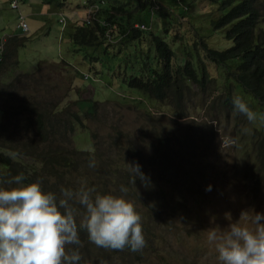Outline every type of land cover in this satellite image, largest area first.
Returning a JSON list of instances; mask_svg holds the SVG:
<instances>
[{
    "label": "trees",
    "instance_id": "trees-1",
    "mask_svg": "<svg viewBox=\"0 0 264 264\" xmlns=\"http://www.w3.org/2000/svg\"><path fill=\"white\" fill-rule=\"evenodd\" d=\"M64 1L45 0L44 3H55L60 7ZM99 1L107 5L106 9L98 12L100 24L85 26L78 21L62 24L57 19L61 29L66 32L72 54L82 48L87 49L90 53L85 58L92 63L96 56L91 55V52L101 46L105 47V71L121 70L120 84L156 102L164 101L169 95L177 113L184 111L187 102L183 89L186 87L185 82L198 84L207 77L205 59L224 69L228 75H233L237 83L252 96V100L261 104L260 110L264 113V0L217 2L218 17L210 21L207 30L224 31L223 36L231 42V46L218 50L200 43L202 40H196L182 54V64L176 62L175 51L159 31H140L132 27L135 23H144L146 26L151 24V0H125V3L120 0H87V3L95 4ZM130 1L133 5H130ZM187 1L176 2L187 7L185 11L180 9L179 17L184 16L194 5ZM133 10L139 12L133 15ZM159 11L162 12V9ZM159 11L157 16L161 18L164 14ZM137 17L138 20L134 22ZM106 36L110 37L109 40H115L116 44H109ZM9 38L0 55V74L18 73L15 71L18 65L17 50L27 41L18 36ZM134 53L136 58L128 64L125 61L122 68L119 63L117 68L111 66V59L122 60L126 55L134 56ZM134 60L139 63L138 70L130 66ZM41 64L56 66L66 72L72 66L61 59L56 62H40L35 67ZM197 69L202 73L200 78ZM90 72L92 67L88 68V74ZM14 75L9 84H5L6 78L0 75V107L6 121L0 123V146L13 154L0 153V187H9L2 182L22 173L25 176L23 183L40 181L43 191L53 192L58 197L61 187L75 190L83 182L100 194L122 196L131 201L142 218L145 247L135 252L128 248L122 251L99 248L88 241L85 231L80 230L83 245L79 248L82 256L80 264H153L167 260L182 262L181 248L184 243L177 239V247H173L171 234L180 226L179 220L188 225L193 214H202V209L193 212L192 207L199 204L195 203V198L193 202L183 192L182 185L193 182L197 184L196 177L189 171L199 173V166L169 145L177 139L176 135L169 130H155L148 152L144 155L138 148L128 151L119 148L117 140L124 135L123 131L118 138H110L108 132L104 139L109 142L96 141L104 137V134L93 126L94 129H89V136L93 143L96 142L94 152L61 149L55 139L57 131L54 133V128L75 132V127L79 125L85 128L86 120L97 119V105L93 102L95 88L91 84L84 87L81 93L85 97L83 101L91 102V106L82 107L76 112L68 108L60 109L58 101L45 91L41 93L45 88L38 86V78L22 73ZM229 102L230 97H227L224 104ZM16 103L21 106L13 112L12 106ZM100 123L109 130L108 122L100 119ZM256 132L258 134L253 148L258 156L260 172L264 174V131ZM107 143L108 146L103 149ZM93 158L96 167L89 168L88 162ZM162 159L166 160L165 164ZM132 162L138 163L141 171L149 178L147 187L142 186L139 180L135 185L131 183L132 174L125 164ZM200 165L214 174L212 163L203 160ZM121 186L128 189L127 193L120 191Z\"/></svg>",
    "mask_w": 264,
    "mask_h": 264
},
{
    "label": "rangeland",
    "instance_id": "rangeland-1",
    "mask_svg": "<svg viewBox=\"0 0 264 264\" xmlns=\"http://www.w3.org/2000/svg\"><path fill=\"white\" fill-rule=\"evenodd\" d=\"M44 1L25 0L20 3V12L29 28V32L23 34L18 29V12L10 8L9 0H0V41L11 39L9 35L27 39L25 45L17 50L18 65L15 71L18 73L14 74L37 77L38 86L45 88L41 93L45 91L52 99L58 101L60 109L68 108L77 112L82 107L89 108L91 102L85 103V97L81 93L88 84L95 88L93 102L97 105V119L86 120V129L79 125L78 128L75 127V132L54 128V133L57 131L55 139L60 148L94 152L96 142L93 143L89 136V129L96 127L104 134V137L96 141L106 142L108 139L104 138L108 132L110 138H118L123 131L124 135L117 140L120 143L119 148L122 151L138 148L146 155L155 130H169L174 133L177 139L169 145L199 166V173L189 171L196 177L197 184H184L182 189L190 200L195 198V203L199 204L192 207L193 212L202 209V214H193L188 225L179 220L180 226L171 234L173 247H177V239L184 243L181 248L182 262L167 260L153 264H220L218 253L207 240V230L217 226L226 228L229 223L239 220L242 210L251 209L264 213V174L260 172L258 156L253 148L255 136L258 134L256 130L264 131V123L259 120L249 123L243 115L235 113L232 100L239 96L252 111L259 114H262L261 104L252 100V96L237 83L233 75H228L224 69L204 59L207 77L198 84L185 82L187 88L184 86L183 89L187 102L184 111L177 113L169 95L164 101L156 102L120 84L121 70L105 71V47L101 46L91 52V55L96 56L92 63L85 58L90 53L87 49L82 48L72 54L66 32L57 22V14L63 11L67 16H73L74 24L77 21L76 15L79 19L85 17L84 3L87 0H65L60 8L58 4ZM120 1L125 3V0ZM159 1L163 5H160L162 12L159 9L154 12L156 17L152 31H159L166 38L175 51L177 63L182 64V54L187 48H191L196 40H202L200 43L218 50L231 46V42L223 36L224 31L207 30L210 28V21L218 17L217 2L220 0H188V4L193 2L194 5L182 17H179V12L185 8H179L177 1ZM130 3L133 5L131 1ZM106 6L105 4L104 7ZM158 11L164 16H157ZM110 12L114 14L113 11ZM138 12L139 10H133L132 14ZM136 20L138 17L134 22ZM108 41L109 44H116V41ZM133 58H136L135 53L134 56L126 55L122 60L111 59V66L117 68L119 63L122 68L125 61L128 64ZM61 59L72 65L69 72L47 64L35 68L40 62H56ZM130 66L139 69L136 60L132 61ZM89 67H92V72L88 74ZM196 73L198 78L202 76L200 69H197ZM14 74L10 72L0 75L6 78L5 84H9L14 79ZM227 97H230V102L225 105ZM20 106V103L13 104V112ZM100 119L108 122L109 130L100 123ZM210 121H215V126L209 123ZM5 122L0 107V123ZM244 128L251 131L246 134L242 131ZM225 137L234 138L235 143L230 147L221 146ZM107 146L108 143L103 149ZM0 153L13 155L1 146ZM203 160L212 163L211 170L214 174L200 165ZM162 161L166 163L165 159ZM165 175L164 173V178ZM209 185L211 190L205 191Z\"/></svg>",
    "mask_w": 264,
    "mask_h": 264
},
{
    "label": "clouds",
    "instance_id": "clouds-1",
    "mask_svg": "<svg viewBox=\"0 0 264 264\" xmlns=\"http://www.w3.org/2000/svg\"><path fill=\"white\" fill-rule=\"evenodd\" d=\"M156 4L159 10L160 5L163 6L159 0H151V24L141 23L146 30L135 28L140 23L132 27L152 31L154 12L158 10H153ZM177 4L179 8H187ZM104 5L103 1L95 4L85 1L86 15L83 19L76 15L78 23L100 24L98 12L105 8ZM59 12L60 23L73 24V16ZM4 44L3 41L0 55ZM232 104L234 112L243 115L249 123L257 120L264 123V114L252 111L239 96L233 98ZM209 123L215 126V121ZM242 131L247 134L251 130L244 128ZM234 143V138L225 137L221 146L230 147ZM125 166L132 174L133 185L137 180L142 186L149 185L150 180L138 163ZM88 167H96L94 158L89 160ZM24 180L21 173L2 182L9 187H0V264H80L79 248L83 246L80 230L85 231L88 241L99 248L116 251L128 248L135 252L145 247L142 218L134 204L122 196L100 194L82 182L75 190L61 187L58 197L53 192L43 191L40 181L25 184ZM210 190L211 185L205 189ZM120 191L127 193L128 189L121 186ZM207 240L218 253L220 264H264V213L242 210L239 220L226 228L208 229Z\"/></svg>",
    "mask_w": 264,
    "mask_h": 264
},
{
    "label": "built area",
    "instance_id": "built-area-1",
    "mask_svg": "<svg viewBox=\"0 0 264 264\" xmlns=\"http://www.w3.org/2000/svg\"><path fill=\"white\" fill-rule=\"evenodd\" d=\"M22 1H24V0H9V2H10L9 6L12 10H15L16 12H18V24H19L18 29H20L23 34H26V33H28L29 28H28V25L25 22V18L22 15V13L20 12V8H19V5ZM158 8H159V5L156 4L154 6L153 10L158 9ZM184 10H186V8ZM135 28H138L140 30H146V27L143 24L135 25ZM2 42L3 41H0V50H1Z\"/></svg>",
    "mask_w": 264,
    "mask_h": 264
},
{
    "label": "crops",
    "instance_id": "crops-1",
    "mask_svg": "<svg viewBox=\"0 0 264 264\" xmlns=\"http://www.w3.org/2000/svg\"><path fill=\"white\" fill-rule=\"evenodd\" d=\"M9 37H11V35H9ZM33 69H35V68H33ZM28 72H26V74H27ZM37 78V77H36Z\"/></svg>",
    "mask_w": 264,
    "mask_h": 264
}]
</instances>
